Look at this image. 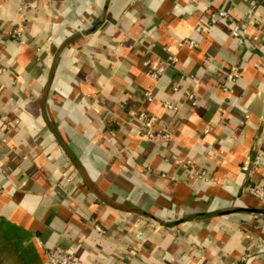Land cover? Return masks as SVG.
<instances>
[{
    "label": "crops",
    "instance_id": "crops-1",
    "mask_svg": "<svg viewBox=\"0 0 264 264\" xmlns=\"http://www.w3.org/2000/svg\"><path fill=\"white\" fill-rule=\"evenodd\" d=\"M139 110L170 138L141 137ZM257 182L264 0H0V264L56 245L82 264H264Z\"/></svg>",
    "mask_w": 264,
    "mask_h": 264
},
{
    "label": "built area",
    "instance_id": "built-area-1",
    "mask_svg": "<svg viewBox=\"0 0 264 264\" xmlns=\"http://www.w3.org/2000/svg\"><path fill=\"white\" fill-rule=\"evenodd\" d=\"M23 7H20V11L22 14ZM216 16L221 17H228L230 16V11L227 8H221L218 10L217 14H213L211 17V21L213 22L216 18ZM239 25L235 24L231 30V34L233 36L239 35ZM22 35L21 31L18 28H15L12 32L13 37H20ZM182 44V42H180ZM190 46L193 44L192 41H189L188 43ZM175 60V56H169L168 61ZM164 65L159 64L156 67L153 68V70L150 72V75L152 77H157L161 72L163 71ZM241 70L238 65H232L229 67L226 73V81L233 84L238 78H240ZM222 90L225 92H230L231 87L223 86ZM144 96L146 100L152 99V94L149 91L144 92ZM185 96L188 100L191 101V103H194L193 100V94L190 90H185ZM163 106L171 110L173 112L178 111V105L171 103L169 101H165L163 103ZM137 119L139 121V126L137 128V133L145 138L148 141L153 142H161L166 141L170 138V132L168 129V126L161 122L160 119L151 113H148L145 110H139L137 114ZM258 163V157H255L253 161H250V159H246L243 164L241 165L242 170L246 171L249 170L250 165H256ZM174 164L177 166H180L185 169H190L189 178H201L205 180L213 181L211 178L206 177V174L203 171H198L194 168V164L190 159H175ZM0 190H2V185L0 184ZM247 192L256 198H258L261 202L264 203V186L257 182L253 185H250L247 187ZM96 229L99 231H102V229L99 226H96ZM47 255V263L48 264H82L83 261L80 257H78L75 252L67 247L62 246H53L49 248L46 251Z\"/></svg>",
    "mask_w": 264,
    "mask_h": 264
},
{
    "label": "water",
    "instance_id": "water-1",
    "mask_svg": "<svg viewBox=\"0 0 264 264\" xmlns=\"http://www.w3.org/2000/svg\"><path fill=\"white\" fill-rule=\"evenodd\" d=\"M262 204H263V206H264V203L262 202ZM248 210H250V211H254V212H260V213H262V212H264V207H262L261 209H248Z\"/></svg>",
    "mask_w": 264,
    "mask_h": 264
}]
</instances>
